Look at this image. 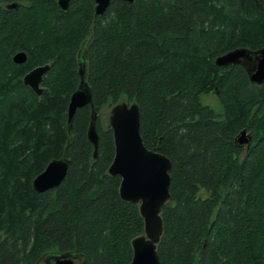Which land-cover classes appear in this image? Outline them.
I'll return each instance as SVG.
<instances>
[{"label":"trees","instance_id":"1","mask_svg":"<svg viewBox=\"0 0 264 264\" xmlns=\"http://www.w3.org/2000/svg\"><path fill=\"white\" fill-rule=\"evenodd\" d=\"M94 8V0H70L66 10L57 0H0V264H38L50 253L76 264L130 262L143 218L108 173L114 139L100 117L122 97L138 105L144 145L171 161L161 264H264V81L252 83L239 64H215L235 48H264V0ZM79 58L97 112L95 158L90 107L67 123ZM45 64L38 95L23 77ZM203 93L217 95L221 113ZM63 155V180L36 192L33 179Z\"/></svg>","mask_w":264,"mask_h":264},{"label":"water","instance_id":"2","mask_svg":"<svg viewBox=\"0 0 264 264\" xmlns=\"http://www.w3.org/2000/svg\"><path fill=\"white\" fill-rule=\"evenodd\" d=\"M70 0H57L61 10L68 8ZM95 14L102 15L111 0H94ZM132 2L133 0H124ZM12 4L11 6H13ZM24 52L13 56L17 64L25 62ZM217 66L241 65L252 83L261 84L264 81V48L251 50L235 48L215 59ZM85 62L78 61L79 83L71 93L67 106L68 129L76 109L89 106L90 122L87 138L94 147L93 157L97 155L98 133L96 131L97 112L94 109L90 86L84 78ZM48 64L36 66L23 77V83L36 94L42 93L40 83ZM108 127L113 132L114 157L108 167L110 175H119V195L125 202L138 205L143 218V233L131 240L132 257L128 264H161L157 244L163 232L161 217L162 206L170 200L171 161L157 150L147 148L139 132V108L136 102L126 100L115 103L108 112ZM245 131L241 132L238 142H248ZM69 160L63 155L50 160L42 172L32 181L33 189L44 192L55 188L66 175ZM47 259H53L54 264H75L76 257L68 254L50 253Z\"/></svg>","mask_w":264,"mask_h":264},{"label":"rangeland","instance_id":"3","mask_svg":"<svg viewBox=\"0 0 264 264\" xmlns=\"http://www.w3.org/2000/svg\"><path fill=\"white\" fill-rule=\"evenodd\" d=\"M125 100L124 97H122L120 99V101ZM200 100L203 104H206L208 106H210L216 113H221V105L219 102V99L217 97L216 94L214 93H203L200 95ZM110 107L106 106L104 107L101 112H100V117H101V121L104 122V124H106L107 122V118H108V112H109ZM47 255H45L42 260H40V262L38 264H44L43 262L47 259Z\"/></svg>","mask_w":264,"mask_h":264},{"label":"flooded vegetation","instance_id":"4","mask_svg":"<svg viewBox=\"0 0 264 264\" xmlns=\"http://www.w3.org/2000/svg\"><path fill=\"white\" fill-rule=\"evenodd\" d=\"M77 260H75V264H76ZM44 264H54L53 259H46L44 262Z\"/></svg>","mask_w":264,"mask_h":264}]
</instances>
